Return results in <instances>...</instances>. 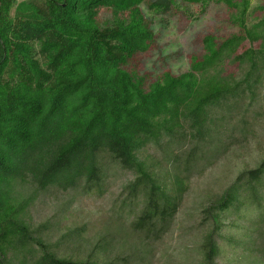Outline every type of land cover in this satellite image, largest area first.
Here are the masks:
<instances>
[{
    "label": "trees",
    "instance_id": "16d2710c",
    "mask_svg": "<svg viewBox=\"0 0 264 264\" xmlns=\"http://www.w3.org/2000/svg\"><path fill=\"white\" fill-rule=\"evenodd\" d=\"M211 3L228 8L237 31L207 33L184 72L144 70L159 42L143 6L198 20ZM263 90L264 5L252 0H0V264H113L60 255V243L40 234L47 223L30 222L52 188L103 195L112 164L131 175L121 232L144 246L161 239L193 173L236 131L251 132L246 122ZM151 146L161 152L155 161ZM202 213L199 264H221L224 227L247 239L264 218V158ZM227 214L236 219L225 224Z\"/></svg>",
    "mask_w": 264,
    "mask_h": 264
},
{
    "label": "rangeland",
    "instance_id": "374dc122",
    "mask_svg": "<svg viewBox=\"0 0 264 264\" xmlns=\"http://www.w3.org/2000/svg\"><path fill=\"white\" fill-rule=\"evenodd\" d=\"M258 5H264V0H252V6ZM143 9L152 19L159 42L144 59V70L152 76L166 69L176 74L188 70L190 56L203 52L202 38L207 33L225 36L237 31L229 21L228 8L223 4L211 3L198 20L188 19L174 11L155 14L146 6ZM189 10L196 13L199 7L193 6ZM260 99L261 102L252 110L255 119L246 122L251 132L236 131L228 139L227 150L223 152V148L219 158H213L207 167L193 173L187 181L179 213L171 229L161 239L148 241L144 246L132 230L121 232V224L130 222L126 214L119 219L118 211L128 193L124 186L131 175L113 164L108 170L103 195L95 191L67 192L52 188L36 199L30 211L31 224L38 227L47 223L48 229L40 231V234L54 246L60 243L58 250L64 256L78 259L98 257L113 264H199L201 253L195 247L207 225L203 221L204 207L216 199L241 170L256 167L264 158V90ZM146 153L153 161L161 156L160 149L154 146L149 147ZM254 215H247L244 221ZM229 216L226 215L225 224L236 219ZM251 230L255 233L243 239L233 227H224L221 231L223 237L219 238L221 264H264V218L251 226ZM69 234L73 240L65 238ZM251 238L255 240L252 244ZM136 247L141 251L133 256Z\"/></svg>",
    "mask_w": 264,
    "mask_h": 264
}]
</instances>
